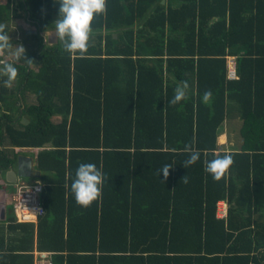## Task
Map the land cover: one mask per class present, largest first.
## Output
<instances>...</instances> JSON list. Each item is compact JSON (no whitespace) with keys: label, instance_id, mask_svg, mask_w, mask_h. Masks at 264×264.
Returning a JSON list of instances; mask_svg holds the SVG:
<instances>
[{"label":"trees","instance_id":"trees-1","mask_svg":"<svg viewBox=\"0 0 264 264\" xmlns=\"http://www.w3.org/2000/svg\"><path fill=\"white\" fill-rule=\"evenodd\" d=\"M59 2L0 0V29L24 48L10 61L0 48V68L18 69L8 84L0 72V177L31 151L44 208L36 224L7 218L0 264H34L35 251L52 264H264V0H106L83 54L41 35ZM229 114L240 147L218 143ZM224 154L234 163L217 180L206 162ZM81 163L104 176L87 207L70 189Z\"/></svg>","mask_w":264,"mask_h":264},{"label":"clouds","instance_id":"clouds-1","mask_svg":"<svg viewBox=\"0 0 264 264\" xmlns=\"http://www.w3.org/2000/svg\"><path fill=\"white\" fill-rule=\"evenodd\" d=\"M106 12V0H60L58 19L55 24V32L64 38V49L69 53L79 52L83 54L89 46L90 35L92 33V22L96 15ZM11 45L8 33L0 29V48H7ZM12 46V45H11ZM13 47V46H12ZM16 50L17 58H22L24 54L23 46L13 47ZM0 72L7 76L6 84L15 79L18 69L12 63H7L0 68ZM189 84L187 81L182 82L175 89V95L172 103H177L184 99ZM212 92L206 91L203 95V101L209 102ZM185 151L189 153L185 160V165L195 164L201 156L199 150L192 148L190 145L185 146ZM234 160L231 154H224L215 157L206 162V171L214 179H220L233 165ZM170 164L163 165L159 172L166 178ZM185 179V176L182 178ZM104 176L102 171L94 163H81L75 171L70 189L81 206L87 207L93 201L101 196Z\"/></svg>","mask_w":264,"mask_h":264},{"label":"built area","instance_id":"built-area-1","mask_svg":"<svg viewBox=\"0 0 264 264\" xmlns=\"http://www.w3.org/2000/svg\"><path fill=\"white\" fill-rule=\"evenodd\" d=\"M237 78L236 60L234 57L227 58V79ZM43 186L36 181L32 184H18L12 196V213L17 223H34L44 215V208L41 203L40 195ZM227 211V204L219 202L217 216L224 217ZM220 213V214H219ZM34 264H52L47 253H34Z\"/></svg>","mask_w":264,"mask_h":264},{"label":"rangeland","instance_id":"rangeland-1","mask_svg":"<svg viewBox=\"0 0 264 264\" xmlns=\"http://www.w3.org/2000/svg\"><path fill=\"white\" fill-rule=\"evenodd\" d=\"M21 26L22 27H27V28H29L30 26L28 25V24H26L25 22L24 23H22L21 24ZM16 28V33H15V35H13L12 36V38L13 39H16V40H20L21 39V36H20V32H19V30L17 29V27H15ZM27 33V32H26ZM32 43V42H31ZM19 46H21L20 45V43H19V45H18V43L17 44H14V46L13 47H19ZM16 56V50H15V48H12V50H10L9 51V53H7L5 56H4V59L5 60H12L14 57ZM4 61V60H3ZM0 64H1V62H0ZM34 100H33V98L32 97H30V102H33ZM240 128H241V121L239 120V119H237V118H232V116H231V114H229V117L227 118V120H226V122H225V124H224V126H223V128H222V130H224V131H227L228 132V143H227V145L229 144V143H234V145H235V147H240V145H241V137H240ZM218 143H219V145H223L224 143H225V138H224V136H220L219 138H218ZM11 150V149H10ZM29 155L32 157V155H31V153H29ZM24 182H26V183H31L32 182V180L31 179H29V178H24V179H22ZM6 190L8 191V192H10V193H14L15 192V185H7V188H6ZM12 207H11V205H8L7 206V209H8V211H9V213L11 214V211H12V209H11ZM220 214V213H219ZM262 220H264V211H262V213L260 214V216H259Z\"/></svg>","mask_w":264,"mask_h":264},{"label":"crops","instance_id":"crops-1","mask_svg":"<svg viewBox=\"0 0 264 264\" xmlns=\"http://www.w3.org/2000/svg\"><path fill=\"white\" fill-rule=\"evenodd\" d=\"M32 31L33 30H31V32ZM46 32H48V31H46ZM27 33H29V32H27ZM44 33H42V34H44ZM43 37L45 38L44 35H43ZM220 136L221 137L224 136V138H225V143L224 144H227L229 142L228 141L229 138H228V132L227 131H223ZM229 144H232L233 145L234 143L231 142ZM46 146L49 147L50 144H47ZM11 149H12V147H11ZM29 153H31V151H26L23 154H19V156H25V157L31 159V162H32V174L35 175V172L36 171H35L34 167L36 166V161H35V159L33 157H31L29 155ZM22 179H24V178L18 179V181L15 184H12V185H15V188H16V185H18V184H32V183H34L36 181L40 182L39 180H35V181L32 180L31 183H26ZM29 179H31V178H29ZM0 184H1V188H0V228L6 230L7 229V218L13 214L12 211H11V214L9 213V211L7 209V206L8 205H11V200H12V196H13L14 193H10V192H8L6 190L7 185H11V184H9V183H7L5 181V174L2 177H0ZM36 252L37 251H35L34 253H36Z\"/></svg>","mask_w":264,"mask_h":264},{"label":"water","instance_id":"water-1","mask_svg":"<svg viewBox=\"0 0 264 264\" xmlns=\"http://www.w3.org/2000/svg\"><path fill=\"white\" fill-rule=\"evenodd\" d=\"M164 3V1H162ZM29 33H35V31H28ZM45 36V40L49 45H55L58 42V35L55 30L45 32L41 34ZM23 124H27L28 120L23 118ZM32 162L30 158L25 156H18L16 166H11L5 173V181L9 184H15L18 179L21 178H32Z\"/></svg>","mask_w":264,"mask_h":264}]
</instances>
